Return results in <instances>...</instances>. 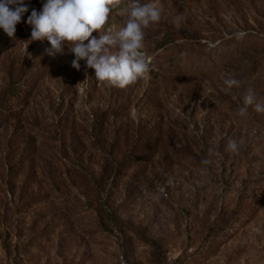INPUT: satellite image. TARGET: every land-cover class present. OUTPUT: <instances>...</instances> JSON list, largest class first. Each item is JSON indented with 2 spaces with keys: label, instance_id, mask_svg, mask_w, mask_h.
Returning a JSON list of instances; mask_svg holds the SVG:
<instances>
[{
  "label": "rangeland",
  "instance_id": "obj_1",
  "mask_svg": "<svg viewBox=\"0 0 264 264\" xmlns=\"http://www.w3.org/2000/svg\"><path fill=\"white\" fill-rule=\"evenodd\" d=\"M25 3L15 38L0 29V264H264V113L239 114L264 83H223L264 42L216 62L239 32L264 40V0H140L161 19L143 29L150 71L123 89L30 43L42 2Z\"/></svg>",
  "mask_w": 264,
  "mask_h": 264
},
{
  "label": "clouds",
  "instance_id": "obj_2",
  "mask_svg": "<svg viewBox=\"0 0 264 264\" xmlns=\"http://www.w3.org/2000/svg\"><path fill=\"white\" fill-rule=\"evenodd\" d=\"M42 8H35L28 15L26 23L31 27L28 41L44 42L50 47L45 53L55 57L68 52L74 54L72 67L80 70V61H86V67L95 70V78L100 82L117 88H126L138 78L150 71V65L141 51L144 38L143 29L161 19V11L154 3H140L133 0L127 9V20L118 31L109 29L102 34L112 8L118 7L121 0H41ZM29 11L25 0H0V29L15 38L16 25ZM182 15H177L173 23L177 29L182 28ZM99 33V37L93 33ZM237 38L246 33L239 32ZM87 42V43H85ZM182 43V41H180ZM29 43V44H30ZM116 51L113 52L112 49ZM182 55H184L182 53ZM227 92L233 86H241V81L226 74L223 81ZM252 106L257 113H264V102H257L251 88L243 98L239 114L244 116ZM227 150L235 153L238 144L229 139ZM212 149H209V153ZM209 165L207 158L201 161Z\"/></svg>",
  "mask_w": 264,
  "mask_h": 264
},
{
  "label": "trees",
  "instance_id": "obj_3",
  "mask_svg": "<svg viewBox=\"0 0 264 264\" xmlns=\"http://www.w3.org/2000/svg\"><path fill=\"white\" fill-rule=\"evenodd\" d=\"M124 0H121L120 4L118 7L112 8L110 14H109V19L108 23L112 20L117 19L114 14L117 13L120 8L123 6ZM106 26V24H105ZM105 27L103 29V33H105ZM27 32H31V28L27 30ZM255 38V39H254ZM259 41V43H257ZM47 42V40H45ZM264 42V40L259 39L258 37H254L251 35H244L243 38H237L234 37L232 40L227 41L226 43H223L221 48L222 51H220V58L216 60L217 63H223L224 61H227L230 54L229 52H236V50H243L244 46L246 45H253L257 43L256 45H260ZM241 45V46H239ZM216 62H210V64L203 69L199 71V76L201 77H209L210 75L216 73L217 69V64ZM186 65L184 68L175 66L172 70L173 73L176 75H184L186 74ZM223 71H226L230 74H233L237 76L236 78L241 81V83H250L252 80H256V83H264V51L257 52L255 53L251 58H249L245 64H240L238 66H235L234 68H223ZM109 118V116H107ZM100 149L101 152H103L104 148H101V146L98 148ZM97 149V150H98ZM131 164L134 165L135 162L131 161ZM124 167V164L121 166H118V169H122ZM114 170V169H112ZM116 170V169H115ZM106 174L107 172H103L99 181L97 182L100 187H104V182L106 179ZM116 176V174H115ZM109 177V176H108Z\"/></svg>",
  "mask_w": 264,
  "mask_h": 264
}]
</instances>
